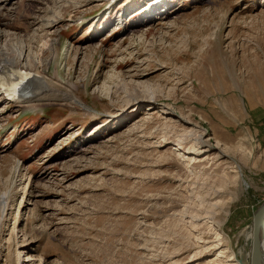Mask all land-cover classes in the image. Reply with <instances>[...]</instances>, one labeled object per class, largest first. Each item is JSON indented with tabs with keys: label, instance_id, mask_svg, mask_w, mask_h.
<instances>
[{
	"label": "rangeland",
	"instance_id": "374dc122",
	"mask_svg": "<svg viewBox=\"0 0 264 264\" xmlns=\"http://www.w3.org/2000/svg\"><path fill=\"white\" fill-rule=\"evenodd\" d=\"M113 1L0 2L2 69L81 102L0 93V264H246L264 0Z\"/></svg>",
	"mask_w": 264,
	"mask_h": 264
},
{
	"label": "bare ground",
	"instance_id": "6f19581e",
	"mask_svg": "<svg viewBox=\"0 0 264 264\" xmlns=\"http://www.w3.org/2000/svg\"><path fill=\"white\" fill-rule=\"evenodd\" d=\"M8 1L9 0H0V2H8ZM29 2H30V0H29ZM32 3H33V1H32ZM161 16L162 15H160L159 11L156 12L154 15L155 18H162ZM3 23L4 22L0 21V27H3V25H4ZM29 43H31V42H29ZM3 64H4L3 61L0 60V93H1V96L3 99H6L8 97L7 95H5V93H4L5 91L3 92V89H2V86L5 85V86L10 88V91L13 92L15 97L22 99L21 102H17V103H21L24 106L25 105L27 106L28 104L34 103V102L39 103L41 101L51 100L52 98L50 96L43 94L44 92H46V93L51 92L53 95L56 94L59 97V99H64L65 102L71 101L74 104L78 103V102L81 103L77 99V97H75V94H74V90L76 89L75 87H74L75 88L74 89V88H72V86L70 87V85L68 86L62 82L53 83V82L49 81L45 75H41L39 72L36 73V75L32 72H29L28 74H26V73L21 74L19 72V70H21V69H16L14 67H12V68L8 67V68H6V70H3V69H5V67H4L5 65L3 66V69L1 67ZM16 77H17V79H20V81H21L20 83L14 82V80H16L15 79ZM24 83L26 84V86L24 85ZM51 83H53V84H51ZM23 86H25V87H23ZM24 89H25V91H24ZM23 92H24V94H23ZM40 94L45 95V97L44 96L39 97ZM9 98H11V97L9 96ZM15 99H17V98H15ZM35 99H37V100L34 101ZM55 99L56 98H53L52 100H55ZM260 227H262L264 229L263 223H261ZM251 239H252V231L250 232V234L247 236V238L245 240V243L247 244V246L249 248V252L244 257V258H246V261H247L246 264H248V261L250 260L249 256H250V252L252 249ZM261 242H262V245H261V249H262L261 262L262 263L259 262V264H264V238H262Z\"/></svg>",
	"mask_w": 264,
	"mask_h": 264
},
{
	"label": "water",
	"instance_id": "95a60500",
	"mask_svg": "<svg viewBox=\"0 0 264 264\" xmlns=\"http://www.w3.org/2000/svg\"><path fill=\"white\" fill-rule=\"evenodd\" d=\"M261 223H263L264 226V202L260 205V207L255 211L253 215V221H252V249L250 252V260L248 261V264H259L262 257V238H264V229L260 227ZM240 264H244L240 261Z\"/></svg>",
	"mask_w": 264,
	"mask_h": 264
}]
</instances>
